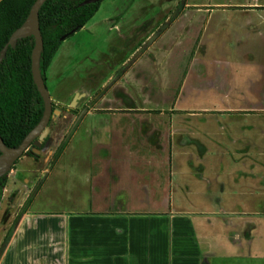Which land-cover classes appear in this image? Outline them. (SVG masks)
<instances>
[{
    "label": "rangeland",
    "instance_id": "rangeland-1",
    "mask_svg": "<svg viewBox=\"0 0 264 264\" xmlns=\"http://www.w3.org/2000/svg\"><path fill=\"white\" fill-rule=\"evenodd\" d=\"M218 6L264 7V0H102L85 26L63 40L45 73L54 113L40 144L48 138L51 142L45 149L28 147L4 179L0 255L24 214L78 209L76 203L88 191L81 180L88 143L79 142L78 135L92 140L111 134L113 140L130 144V135L168 134L184 119L216 139L208 145L211 151H240L236 157L208 159L214 168L239 174L237 184L233 175L218 178L226 185L223 205L199 203L192 196L175 211L238 214L202 227L211 236L221 232L230 237L233 230L241 237L248 233L240 252L246 260L240 264H264V122L247 114L252 125L243 134L231 135L232 142L226 138L229 123L239 120H230L231 114L209 115L205 127L198 123L202 114L174 110L192 55L179 107L264 108V19L259 20L264 9L195 12L197 7ZM261 117L264 121V113ZM171 151L177 153L174 147ZM175 167L174 162L166 165V174L171 171L174 181L185 183ZM220 255L229 259L216 264H238L232 250Z\"/></svg>",
    "mask_w": 264,
    "mask_h": 264
},
{
    "label": "crops",
    "instance_id": "crops-1",
    "mask_svg": "<svg viewBox=\"0 0 264 264\" xmlns=\"http://www.w3.org/2000/svg\"><path fill=\"white\" fill-rule=\"evenodd\" d=\"M202 9L211 13L217 9L229 12L230 9L264 7H197L195 12ZM192 59L193 55L182 73L175 113L202 114L198 123L205 127L209 122L207 116L231 114L230 120H239L229 123L226 138L232 142L235 139L231 135L243 134L245 127L252 125L253 119H247V114L259 116V124H263L262 104L247 109L237 106L235 111L228 106L189 110L179 107L180 96L188 85L186 74ZM241 113L244 115H239ZM254 122L255 126L256 119ZM173 126L168 134L130 135V144L114 139L116 144L111 134L95 135L92 140H88L90 136L78 135L79 142L88 143L83 154L85 160L81 162L82 170L84 168L81 180L87 183V195L76 203L79 204L77 210L24 214L0 255V264H216V260L229 259L220 255L228 249L232 250L238 264L241 260L244 262L246 257L240 252L245 249L248 233L242 232L241 237L239 231L233 230L230 237L221 232L211 236L202 227L213 226V221L223 223L225 218L238 214L186 213L174 209L192 196H197L199 203H226V185L218 178L233 175L236 177L233 183L237 184L239 172L227 173L214 168L208 159L236 157L240 151H211L208 145L216 143V139L208 137L207 129L200 130L187 120H179ZM260 135L264 136V132ZM172 147L177 151L174 155ZM67 151L64 150V157ZM172 162L185 183L174 181L171 171L166 174L165 167ZM216 253L220 257L216 258Z\"/></svg>",
    "mask_w": 264,
    "mask_h": 264
},
{
    "label": "trees",
    "instance_id": "trees-1",
    "mask_svg": "<svg viewBox=\"0 0 264 264\" xmlns=\"http://www.w3.org/2000/svg\"><path fill=\"white\" fill-rule=\"evenodd\" d=\"M35 0H0V52L10 35L26 20ZM84 0H47L38 13L43 39L39 69L46 70L60 44L79 31L98 11L99 3L80 5ZM65 38V39H63ZM32 36L8 47L0 60V136L7 148H17L39 123L43 100L31 74ZM6 175L0 178V200Z\"/></svg>",
    "mask_w": 264,
    "mask_h": 264
},
{
    "label": "water",
    "instance_id": "water-1",
    "mask_svg": "<svg viewBox=\"0 0 264 264\" xmlns=\"http://www.w3.org/2000/svg\"><path fill=\"white\" fill-rule=\"evenodd\" d=\"M47 0H35L32 4L26 20L13 31L8 42L0 52V60L5 55L8 47H14L19 39L32 36L34 38V46L31 51V74L33 82L39 92L43 103L44 111L39 123L27 134L22 143L17 148H7L0 136V178L11 170L16 161L23 156L28 147L33 146L38 148L41 146L40 141H43L48 132V125L53 115V106L50 94L46 87V83L41 76L39 69L40 54L43 49V39L39 28L38 13L41 6ZM102 0H84L80 5L90 3H98ZM72 31L71 33H75ZM154 38V37H153ZM65 39V38H63ZM51 142L48 138L43 147L45 149Z\"/></svg>",
    "mask_w": 264,
    "mask_h": 264
},
{
    "label": "flooded vegetation",
    "instance_id": "flooded-vegetation-1",
    "mask_svg": "<svg viewBox=\"0 0 264 264\" xmlns=\"http://www.w3.org/2000/svg\"><path fill=\"white\" fill-rule=\"evenodd\" d=\"M45 143H46V141H45ZM45 143H44V145H45ZM44 145L43 146H40L39 149H42L44 147Z\"/></svg>",
    "mask_w": 264,
    "mask_h": 264
}]
</instances>
